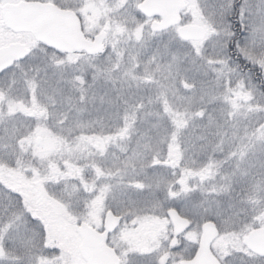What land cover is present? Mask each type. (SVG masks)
Segmentation results:
<instances>
[{
    "label": "snow or ice",
    "instance_id": "snow-or-ice-1",
    "mask_svg": "<svg viewBox=\"0 0 264 264\" xmlns=\"http://www.w3.org/2000/svg\"><path fill=\"white\" fill-rule=\"evenodd\" d=\"M0 264H264V0H0Z\"/></svg>",
    "mask_w": 264,
    "mask_h": 264
}]
</instances>
